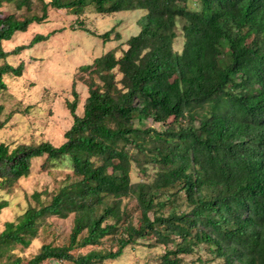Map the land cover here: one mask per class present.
<instances>
[{
  "label": "trees",
  "instance_id": "obj_1",
  "mask_svg": "<svg viewBox=\"0 0 264 264\" xmlns=\"http://www.w3.org/2000/svg\"><path fill=\"white\" fill-rule=\"evenodd\" d=\"M5 4L14 11L4 13ZM48 9L75 15L79 29L104 43L120 33H96L81 15L144 13L120 55L110 49L78 66L63 142H0L1 187L28 176L38 158L42 168L60 161L70 171L3 223L0 264H106L140 243L162 246L158 264H264V0H0V90L3 75L24 68L5 58L59 30L11 50L1 42L44 22ZM77 80L87 88L81 114ZM133 166L142 180H131ZM7 204L0 199V211ZM70 215L66 242L43 243L29 258L14 252L47 217ZM200 248L205 258L186 260Z\"/></svg>",
  "mask_w": 264,
  "mask_h": 264
},
{
  "label": "rangeland",
  "instance_id": "obj_2",
  "mask_svg": "<svg viewBox=\"0 0 264 264\" xmlns=\"http://www.w3.org/2000/svg\"><path fill=\"white\" fill-rule=\"evenodd\" d=\"M34 9L38 11L36 6ZM1 10L8 13L14 11V7L12 4H5ZM15 12L22 14L26 10L23 8ZM143 13L142 10H133L112 14L86 12L81 15L79 19L96 33L110 28L120 33V39H112L104 43L99 37L79 29L75 15L67 13L64 9H48L44 22L32 23L26 31L17 32L9 40L2 41V47L11 50L17 45L28 43L35 33L46 34L52 30H59L47 40L5 58V61L12 65L22 61L24 68L20 76L3 75L6 88L0 90V105L3 108L0 119H4L5 123L0 128V142H5L10 147L18 143L49 141L59 145L63 142V133L72 122L67 101L73 100L72 81L78 74V66L90 63L94 57L110 49H114L117 56L120 55L121 50L126 48L127 38L139 30V18ZM181 23L182 21L178 20L177 37L173 42L176 51L181 49L183 42ZM2 62L0 60V64ZM74 89L78 94L75 112L81 114L87 88L83 82L77 80ZM42 160V158L34 160L30 174L17 180L11 187L0 186V199H5L8 203L0 211V231L5 221L13 220L29 203L34 204V201L28 197L33 191L46 190L51 193L70 172L67 164L60 161L51 167L42 168ZM130 177L132 181H140L144 178L135 166L131 169ZM41 198L47 201L49 195L43 194ZM133 204V200H128L129 207ZM71 224L72 215L66 218L47 217L37 237L33 238L27 247L23 249L17 247L14 252L29 258L43 243L52 242L60 245L66 242ZM108 244L104 243L106 246ZM162 249L160 245L148 246L140 243L125 248L122 255L114 260H106L105 263L158 264L156 256L162 252ZM197 255L205 258V249L200 248L195 254L186 255L185 258L191 260ZM42 264L71 263L46 260ZM205 264H221V261L213 260Z\"/></svg>",
  "mask_w": 264,
  "mask_h": 264
}]
</instances>
